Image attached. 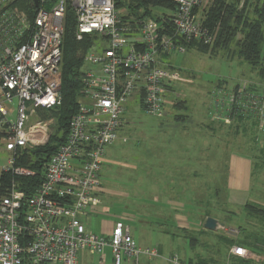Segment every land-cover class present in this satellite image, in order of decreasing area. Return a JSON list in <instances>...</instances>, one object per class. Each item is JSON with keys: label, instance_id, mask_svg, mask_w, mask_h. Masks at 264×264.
Masks as SVG:
<instances>
[{"label": "built area", "instance_id": "2783aa9c", "mask_svg": "<svg viewBox=\"0 0 264 264\" xmlns=\"http://www.w3.org/2000/svg\"><path fill=\"white\" fill-rule=\"evenodd\" d=\"M17 1L0 0V129L9 154L3 172L33 176L14 168L15 159L24 149L45 146L53 134L52 120H31L39 109L61 103L68 7L75 15L77 40L100 36L108 47L88 57L77 112L65 142L46 162L36 192L28 198L12 181L0 200V264H78L82 251L98 254L99 264H108L107 248L111 264L158 258L156 248L138 246L125 222L117 221L106 237L89 232L82 218L101 204L105 148L118 139L128 100L139 94L144 111L163 118L165 94L181 80L179 70L165 59L185 53L191 44L213 46L217 41L219 28L205 24L214 0H165L174 7L170 15L141 20L122 13L118 0H31L34 14L29 15L14 7ZM137 28L138 36L131 38ZM250 85L219 92L222 110L225 104L228 108L224 123L254 120L264 134V85ZM15 102L12 120L7 105ZM257 142L264 149V139ZM233 253L245 255L241 246ZM170 261L183 264L177 257Z\"/></svg>", "mask_w": 264, "mask_h": 264}, {"label": "rangeland", "instance_id": "374dc122", "mask_svg": "<svg viewBox=\"0 0 264 264\" xmlns=\"http://www.w3.org/2000/svg\"><path fill=\"white\" fill-rule=\"evenodd\" d=\"M244 1L240 0V8ZM120 2L123 5L118 6L119 10L134 20L161 18L170 15L174 8L166 1L158 6L144 3L133 9L128 8L130 0ZM215 2L206 9L205 24L210 29L216 28H212L209 16ZM258 3L263 4V0H250L251 12ZM18 9L26 12L21 5ZM136 36L138 28L131 38ZM235 38L228 48L220 43L211 47L193 44L185 53H173L166 58L165 62L181 74V80L173 83L165 94L166 115L158 118L148 114L142 108L140 95H133L125 104V124L118 132L117 141L105 148L101 204L97 212L83 217L82 221L89 232L106 237L111 235L115 222H125L139 247L156 248L159 252V257L153 260L140 256V264H173L170 259L174 257L184 264L196 262L198 258L231 264L230 257H235L236 246L245 251L241 258L250 260L251 264H264V249L253 251L241 244L256 238L264 240V217L256 213L248 215L245 211L246 203L264 209V152L257 142L264 139V134L254 120L225 124L228 108L225 104L222 110L223 95L219 93L230 94L245 83L251 87L255 83L264 85V42L262 63L253 70L236 53V43L243 39L240 29ZM80 42L87 46L78 53L83 60L79 70L82 76L88 68V57L100 53L108 43L100 36ZM7 107L11 111L10 119L15 120L16 102ZM48 120L57 126L56 131L53 129L55 139L62 129L59 130L60 124L50 112L37 111L31 121ZM3 137L5 134L0 129V175L9 159L2 145ZM123 138L128 141L123 142ZM194 142H207V149L221 151L220 159L213 162L202 155L200 150L204 148ZM239 152L255 155L248 192L236 191L229 184V159L232 153ZM184 168L201 170L190 174ZM193 175H197L196 179ZM176 214L187 218L188 228L178 226ZM209 217L218 221L216 230L205 229L204 221ZM104 253L111 264L110 250L107 248ZM78 260L79 264H99L100 255L82 251Z\"/></svg>", "mask_w": 264, "mask_h": 264}, {"label": "trees", "instance_id": "16d2710c", "mask_svg": "<svg viewBox=\"0 0 264 264\" xmlns=\"http://www.w3.org/2000/svg\"><path fill=\"white\" fill-rule=\"evenodd\" d=\"M165 0H130L128 8H138L140 4L149 3L153 6H158ZM216 1V2H215ZM246 1V2H245ZM245 6H238L240 0H231L230 3L224 0H214L215 6L210 11V22L212 28H219L218 39L214 43L228 48L234 41L235 33L242 32L243 39L236 44L238 47V56L245 62L251 65L253 70L257 69L262 63V44L264 42L263 27H264V0L263 4H256L255 10L250 11L249 2L245 0ZM233 2V3H232ZM21 5L29 14H34V8L31 0H18L14 7L18 8ZM123 3L118 0V6ZM174 9V8H172ZM252 13V17L250 16ZM75 15L70 7L66 11L65 31L63 38V60H62V88H61V103L48 110L39 109L41 112H50V114L58 120L62 133L53 139L56 131L53 132L48 144L43 147L34 149H24L19 157L15 159L14 168L26 169L34 173L33 176L15 175L12 172H2L0 175V196L7 194L9 184L16 181L20 185V189L25 191L27 197H31L36 188L42 183L44 177L45 164L48 159L62 146L66 140L68 127L71 119L76 114L78 109V98L82 90V76L79 75V70L82 68L83 60L78 55L82 49H86V45L77 41L75 30ZM91 37L86 35L84 39ZM236 41V40H235ZM193 45V44H191ZM189 45V48L191 47ZM204 46V45H201ZM188 47V46H187ZM211 47V46H204ZM235 53V54H236ZM167 56L162 54L161 59L164 60ZM233 123H244L240 118H237ZM53 141V142H51ZM264 152V149H260ZM255 158V156H254ZM253 158V159H254ZM255 160V159H254ZM254 164V163H253ZM1 199V198H0ZM250 203L245 205V211L248 213H256L264 217V209L254 208ZM255 241V242H254ZM254 241H246L241 244L247 246L250 250L264 249V240L256 238ZM256 243L257 245H255ZM240 244V243H239ZM231 264H251L250 260L238 256L230 257ZM189 264H226L218 262L212 258H198L196 262Z\"/></svg>", "mask_w": 264, "mask_h": 264}, {"label": "crops", "instance_id": "0c3cea01", "mask_svg": "<svg viewBox=\"0 0 264 264\" xmlns=\"http://www.w3.org/2000/svg\"><path fill=\"white\" fill-rule=\"evenodd\" d=\"M123 142H127L128 140L126 138L122 139ZM194 145H199L200 148H204L200 150V153L202 155H206L212 159L213 162H217L218 158L221 157V151L218 153V151H212L207 149V142H194ZM200 143V144H199ZM251 154V153H250ZM254 156L251 154L250 156L243 155V153H232L229 159V162L231 163V167L229 165L228 169V179L229 184L231 182L232 188H235L236 191H242L248 192L251 189L252 180H253V161ZM187 173H194L196 174V170L200 171L201 169H190V168H184ZM187 169V170H186ZM197 175H193V179H196ZM192 177V176H191ZM103 185V183H102ZM104 190L101 192L103 193ZM247 204V203H246ZM245 204V205H246ZM99 206L93 207L91 213L97 212ZM91 215V214H90ZM175 219L178 223V226L180 228L186 229L188 228V222L187 218L183 215L176 214ZM183 219V220H182ZM182 220V222H181ZM120 221V220H119ZM206 222V219L205 221ZM116 223V222H115ZM115 223L112 225V229L115 225ZM79 256V254H78ZM78 264L79 260L77 258ZM184 264V263H183Z\"/></svg>", "mask_w": 264, "mask_h": 264}, {"label": "water", "instance_id": "95a60500", "mask_svg": "<svg viewBox=\"0 0 264 264\" xmlns=\"http://www.w3.org/2000/svg\"><path fill=\"white\" fill-rule=\"evenodd\" d=\"M204 227L207 230H216L218 228V221L209 217L206 219Z\"/></svg>", "mask_w": 264, "mask_h": 264}]
</instances>
